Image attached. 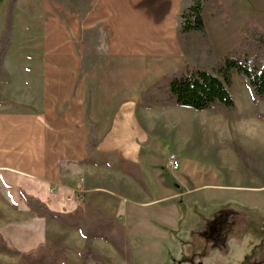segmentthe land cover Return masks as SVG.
Returning <instances> with one entry per match:
<instances>
[{
  "label": "crops",
  "instance_id": "obj_1",
  "mask_svg": "<svg viewBox=\"0 0 264 264\" xmlns=\"http://www.w3.org/2000/svg\"><path fill=\"white\" fill-rule=\"evenodd\" d=\"M8 3L0 1V35ZM190 3L14 0V31L24 25L30 49L9 43L0 58V234L9 246L22 252L40 243L62 246L63 225L37 218L31 201L56 212L82 207L113 217L116 201L85 206L87 194L105 190L99 185L108 181L126 189V170L144 166L139 141L155 131L158 116L189 121L190 108H143L140 101L164 74L187 64L178 26ZM96 31L104 33L102 44ZM185 132L183 122L176 141ZM81 180V205L57 198L70 196Z\"/></svg>",
  "mask_w": 264,
  "mask_h": 264
},
{
  "label": "rangeland",
  "instance_id": "obj_2",
  "mask_svg": "<svg viewBox=\"0 0 264 264\" xmlns=\"http://www.w3.org/2000/svg\"><path fill=\"white\" fill-rule=\"evenodd\" d=\"M220 3L222 12L212 6L201 11L205 37L193 32L180 35L190 66L212 71L247 28L257 26L264 31V1ZM9 7L10 48L28 51L22 37L24 25L18 24L14 31V0H9L7 13ZM94 37L96 43H103L102 31ZM228 90L236 105L230 119L188 110L191 115L185 118L189 121L171 114L153 120L155 131L139 141L144 166L126 170L130 174L124 177L126 189L119 190L108 181L99 185L105 190L85 198V206L116 201L119 210L107 217L124 231L122 251L101 239L78 237L76 230L63 225L62 246L57 245L68 264H81L83 251L89 252L86 264H96L91 252L109 264H264V121L256 118L249 92L235 73ZM258 110L264 113V98ZM183 122L184 138L176 141ZM233 142L240 145V156ZM171 154L177 160L175 171L166 166ZM94 196L96 203H92ZM9 255L11 259L0 258V262L26 264Z\"/></svg>",
  "mask_w": 264,
  "mask_h": 264
},
{
  "label": "trees",
  "instance_id": "obj_3",
  "mask_svg": "<svg viewBox=\"0 0 264 264\" xmlns=\"http://www.w3.org/2000/svg\"><path fill=\"white\" fill-rule=\"evenodd\" d=\"M206 6L215 7L218 12L224 11L220 0H192L180 12L179 35L193 32L205 37L201 11ZM9 37L10 7L0 37V58L8 49ZM234 73L249 92L256 118L264 121V113L258 110V105L264 98V31L257 26L247 28L240 35L239 42L218 59L212 71L184 64L177 70L164 74L143 93L140 106L184 107L198 112L220 114L225 119H230L236 111L235 101L228 90ZM233 149L240 156L242 150L237 142H233ZM30 206L37 218L55 219L69 229H76L84 239H101L119 253L124 247L122 227L99 210L76 207L74 212H56L37 201H31ZM0 252L18 256L26 264H53L56 260L68 264L62 250L53 243H40L35 248L22 252L9 246L0 234ZM126 252L130 255L129 249ZM80 256L81 264H86L84 261L88 259L89 252L83 251ZM90 256L95 259L96 264H109L96 253L91 252Z\"/></svg>",
  "mask_w": 264,
  "mask_h": 264
},
{
  "label": "built area",
  "instance_id": "obj_4",
  "mask_svg": "<svg viewBox=\"0 0 264 264\" xmlns=\"http://www.w3.org/2000/svg\"><path fill=\"white\" fill-rule=\"evenodd\" d=\"M166 166L171 171H175V170L178 169L177 160H176V157L173 154L169 155V157L167 159ZM81 183H82V180L80 181V186L73 191L72 196L65 197L64 194H58L57 198L58 199H64L67 202H71L72 200H75L78 203H82L83 200H84V190H83V188L81 186L82 185ZM51 193L52 194H56L57 193V189H53L51 191Z\"/></svg>",
  "mask_w": 264,
  "mask_h": 264
}]
</instances>
